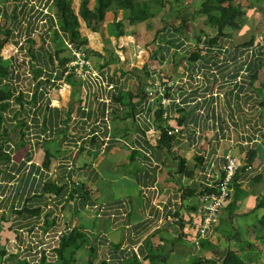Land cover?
Returning <instances> with one entry per match:
<instances>
[{"label":"crops","instance_id":"obj_1","mask_svg":"<svg viewBox=\"0 0 264 264\" xmlns=\"http://www.w3.org/2000/svg\"><path fill=\"white\" fill-rule=\"evenodd\" d=\"M108 14H111L114 18V12H109L105 20H108ZM120 17H122V13L119 14ZM85 35L90 38L89 45H91V49L100 52L104 56L102 59H108L109 53L107 55L104 50L105 41L101 40L99 34L90 31L85 33ZM110 41H114L119 47L123 46L122 48L126 49L136 44L131 33L124 41H117L113 37L110 38ZM238 41H243L241 44L245 42V40L230 39V42L234 43L235 46H240ZM227 44L229 45V42ZM261 44L264 45L263 43ZM115 53L118 54V52ZM247 58L246 55L240 56L238 59L224 55L221 59L227 61H220L219 65L208 68L211 69L212 86L220 97L221 116L218 117L217 114L214 121L208 118L196 126L194 122L190 121L191 116L195 113L194 109L196 105H186V109L180 110V112L182 113V117H186V122L184 121L183 126L186 129L187 136L185 139L178 140L170 148L171 152L168 149L156 152L153 148L155 152L153 160L155 163H158L155 167L148 166L150 165V159L138 149L135 151L137 153L135 161H133L132 150H129L122 141L118 143L111 141L105 148L101 143L91 145L90 142H87L86 148L82 147L81 149L85 151H82L76 158L72 159L73 161L76 160L77 169L74 167L66 173L61 169L62 166L59 165L60 157H53L49 168H46L43 163L45 160L44 153L42 149L40 150L41 156L37 160L41 158V174L39 169L35 172L41 175V179L46 174L45 179L64 186V178H67L68 175L72 176L75 183L85 186L87 193L90 194L89 203L97 201L107 203L109 206H111L110 204H114L127 212L126 217L119 216L117 220L109 218L101 220L96 219L93 212H91L92 215L90 216L86 213L87 210L84 207L85 199L75 201L74 204L69 200V204L64 206V211L66 209L70 211V215L68 217L65 215L64 218L67 227L81 226L82 231L88 235L91 239V245L94 247L100 241L95 264L104 258L108 259L110 254L112 257L115 256L113 255L114 251H112L113 244L120 243L125 238L123 230L125 227L123 226L127 218H129L128 221L131 225L129 233L127 231L128 228H126L127 236L131 234V241L128 244L130 249L121 251V253L128 259L129 257H134L133 252H139L143 264H222L226 255L229 252H234L243 264H264V81L259 82V77L258 80L253 82L252 77H250L253 72L247 71V65L240 64L241 62H248ZM92 59L94 61V57ZM221 63L227 68L224 73L219 70ZM128 67L133 68V66ZM183 67H187L186 62L180 68ZM263 70L264 66L260 69L259 75H261ZM134 72L136 73L135 69ZM248 77L251 79L247 80ZM222 78L230 80V86L221 81ZM108 80L119 84L117 92L113 95V99L109 105L111 109L109 117L111 122H118L120 127L115 126L116 130L119 131L115 133L112 130V132L116 136L122 137L126 130L127 138L132 139L130 130L135 131V118L132 116L123 121V119L120 120L115 117L114 113L119 114L120 112L122 114L126 110L124 103L118 99L121 93L128 94L129 98V93L131 94V92L127 91V89L131 88L130 85H134L137 79L132 77L131 72L120 76L111 70ZM256 82L258 83L257 86L255 85ZM261 83H263L262 89ZM137 86L136 84L131 98L128 99L131 102L130 109L132 111L139 110L141 105V94L138 96L135 93ZM228 89L232 92L229 96L227 94ZM242 89L241 97H239L238 90ZM65 92L66 95L65 93L63 94L64 99L68 100L65 96L68 95L69 91L66 90ZM194 95H205V93H194ZM257 101L263 102L258 103ZM248 103L251 104L248 105L249 107L247 106ZM250 108L251 110H249ZM104 110L105 108H102V111ZM53 113H58V111L55 110ZM93 115H95V111ZM146 115L152 120L156 119L151 110H147ZM172 119L174 120L175 118ZM208 126L214 129L215 132L211 133L208 130L204 131L202 135L196 132L197 129L208 128ZM194 144H196L195 147ZM141 145H144L148 149L151 148L147 144ZM207 145L210 146L211 153H216L218 158L204 162L201 165L198 160L200 155H198L197 150L200 147H207ZM251 149L255 150L257 154L256 160L252 162L253 172L249 173L242 169L237 174L232 184L233 192L224 203L225 207L223 206L224 208L221 210L217 222L209 229L208 237L201 238L199 235L197 236L203 213L202 198L198 195V191H200V188L201 190L204 189L208 182H210L207 178L210 162H214L212 171L217 172L222 168L223 157L230 152L238 157L242 163H246ZM27 155L30 154L27 153ZM27 155L24 151L20 154V156ZM130 157L132 158V162ZM12 159L13 162L10 165L13 171L23 167L24 163L20 159L16 160L14 157ZM180 160L186 161L193 171L180 172L178 168ZM108 172L116 176L118 182L113 183L110 181L104 187V183L107 181L104 174ZM8 178H10L9 176L7 180H10ZM24 184L21 187L9 188L4 186L0 187V189H5L8 193L11 191L12 193L7 195V199L13 201L20 197V193L24 191ZM151 186H156L158 191H150L149 188ZM182 189L185 191L192 189L196 191V194L190 197L180 196V191H183ZM2 190H0L1 194L4 193ZM100 190H103L104 193ZM65 195L68 194H64L60 198H63ZM80 195L82 196V194ZM102 195L105 196L104 199ZM2 203L0 202L1 206L3 205ZM49 203L48 199H41V206L43 208L47 207ZM158 203H167V205L158 208ZM7 204H9L8 201L4 203V205ZM172 205H176V215L180 217L177 226H168L162 221L171 213L170 207ZM76 214H80L82 218L91 217V225L84 226L76 222L73 219ZM84 214L87 216H84ZM148 215L152 216L151 221L155 225L163 226L164 228L157 227L154 224H144L142 221ZM1 218L3 217H0V221H2ZM33 223L29 217L22 215L15 223L17 224L15 229L13 228L12 231H7V233L0 230L1 245L4 244L2 240L4 235V237L12 239L19 234L21 229H25ZM2 228L4 229V227ZM115 234H117V238L113 237ZM150 240L153 244V249L156 252L161 250L163 254V257L160 260L156 259L155 263L152 259H145L149 253L145 245ZM223 242H226L228 246L224 247ZM86 249L84 247L79 253L86 254ZM0 256L2 258V255ZM11 258L10 256L4 260L3 258L2 260L0 259V264H19V256H16L13 260Z\"/></svg>","mask_w":264,"mask_h":264},{"label":"trees","instance_id":"obj_2","mask_svg":"<svg viewBox=\"0 0 264 264\" xmlns=\"http://www.w3.org/2000/svg\"><path fill=\"white\" fill-rule=\"evenodd\" d=\"M76 1L79 2L77 9ZM180 1L182 0H0V17L2 16L1 18L3 19L2 20L0 18V179L2 178L5 179L7 182H11L12 180H15L17 176L18 178L21 177L19 178L21 182L19 187H21V185L23 186L24 180H26L24 184V191L34 193L37 192V203L39 204L36 206V208H33L31 203L22 207V192L19 195L20 197L12 201L13 212L15 214L19 216H30L35 214L40 215V213L43 211L41 206V199L47 200V195L51 193H55L59 197L64 194H68V201H72L73 199H75L76 196H78L80 198V200L78 201H81V199L86 200V202L83 201L84 207H86V205L90 201V194L87 193L85 186H83L82 184L75 183L73 181V177L69 175L67 176V178H64V186H60L58 183L45 179L44 176L46 174L43 175V178L41 180L37 179V177L34 176V166L33 168H31V171L28 172L27 175H25V173L23 172L26 163L23 165V167L19 168L18 170L10 171V164L13 162V159L11 157V154L4 153L1 148L3 145L6 144V142L10 141L8 130L9 128L6 127V114L12 111V109L8 108L9 103L7 101L8 99H10L11 94L7 93L8 91H6L5 87L8 84L3 83V80L10 79L12 66L10 65V62L5 61L2 55V51L3 49H5V45L10 42V40L8 41V38L11 37L13 29L16 27L20 31V33H23V30L20 29L22 27L21 21L27 23L28 30L26 31V33L28 34V36H30V44L28 47L29 54H33L32 56L35 59L39 60L38 62L40 63H44V60L50 61H45V64L47 66L49 64L51 65L52 62H55L56 59H58L60 61V64L63 65L67 60H69V55L67 54V41L72 42L77 47L84 46L91 48V45H89L90 38L85 35V33H88L90 31L99 34L102 37L101 40L103 39L105 42L110 41V38L112 37L116 40H121L123 37L127 36L128 28H131L130 32H132V29L136 25H139L141 23H145L147 31H151L154 29V22L156 18L161 13H164L165 9H167V5L171 3L169 10H174L175 13L173 16L178 19L174 23L175 25L171 23V21H169L167 25L168 27L165 25L160 28H156L154 33V40L151 44L152 46L149 42V45L143 46V48L146 53L150 55L153 60H157L159 64L163 65L167 60H169V58H171L172 65L171 67H167L165 71H163L161 68L160 71L151 68H146L142 70L145 73L144 77L146 79L147 77L150 78L152 77V75L157 74H164L166 77L171 78H179L181 76L184 77L187 74L190 77L191 74L201 73L204 77L205 88L207 90H211L213 87V81L211 80L212 76H210L211 69L208 68L210 66L219 65L220 61L225 60L221 59V57L224 55H228L233 59H238L240 58V56L246 55L248 57V62H241L240 64L247 65V71L249 72L250 70L253 72V74L250 75V77H252L253 79V82L258 80L260 77L259 71L264 66V45H262L261 43L257 45L253 44V37L246 40L240 46H235L234 43L230 42V39H234L233 36L239 30H241V21H243L247 14V8H245L243 4L238 0H202L200 7L197 8L196 11H186L180 13L179 6L174 5L175 2ZM188 7H190V4L188 5ZM109 12H114L115 15L113 20L109 22V26L107 28V32L109 33V35L106 38L105 36L103 37L101 33V31L103 30L101 29V24L105 21L107 13ZM120 13H122V17L119 18ZM199 18H203V24L215 30V36L208 37V34L204 30H201L199 32L193 30V33L187 32L188 34L185 32V28H187L188 30L190 26L194 23V21L198 20ZM10 22H13V27L8 26ZM195 27L196 26L194 25V28ZM31 28L32 30H30ZM35 29L38 31V37L41 40V44L37 47H35L36 40L32 37V34L35 33ZM227 42H229V45H227ZM202 43L205 44L206 48L201 47ZM226 46L228 47V49L225 48ZM105 47L106 46H104V49L107 52L108 48ZM36 50H38V52H36ZM90 51H92V49ZM95 54L99 55L100 57L103 56L100 52H95ZM111 57H117V55L111 54ZM184 62H186L187 67L180 68ZM18 63V67L20 69L21 63L19 61ZM224 67L225 66L223 63H221L219 66V70L222 73L227 70V68ZM136 70L138 71V69ZM35 72H39V74H35V76L38 77L41 73V69L35 70ZM115 72L116 75L120 76L130 73L121 72L122 74H120V72L118 71ZM138 72L141 71L139 70ZM131 75L132 77L137 76L140 78V74L132 72ZM250 77H248L247 80H250ZM221 81L227 84V86H230V80H225L224 78H222ZM70 82H72V80H70ZM189 85V88L192 89L193 93L201 94L203 92H207L205 88L198 85H194V83L192 82H190ZM262 87L263 84L261 86V89ZM242 91L243 89L238 90L239 97H241ZM231 93L232 92L230 91V89H228V96L231 95ZM39 95L43 97V93H41V91ZM127 95L128 94L121 93L118 99L122 103H124L126 110L123 111L122 114L120 112L119 114L116 112L114 113L115 117L119 118L120 120L123 119V121L133 116L132 109H130L131 102L128 101V99L131 98L132 94L129 93V98ZM17 100L20 101L21 98H18ZM263 101L257 102L262 103ZM194 112L195 113L193 116H191L190 121L194 122L196 126H198L201 121H205L210 117L212 118V120H214L217 117V114L218 117H220L221 106L218 104H216L215 106H211L209 99H206L201 102V105L196 106ZM37 114L43 115V111L41 109H38L36 115ZM79 114H84V112L79 110ZM48 115L50 117L49 122H51V120L54 118H59V113L51 112L49 114L44 115L43 118L45 121L48 119ZM157 119L158 136H156L154 142H148L146 141V139L144 141L147 142L148 147H151L150 149L152 150L153 154L155 153L154 149L156 152H160L162 151V149H168V151L171 152L170 148L175 145L179 139L168 135L167 129L163 124V119L160 114H158ZM184 121L186 122V117H182L181 112L179 115H175L174 120L172 118L168 119V122L171 125H175V123H177V125H180L181 127L183 126ZM40 122L41 121L39 118H35L34 123L39 124ZM20 123L22 122L19 121L18 124ZM113 124L115 129L114 132L116 133V131L119 130H116L115 126H119V123L114 122ZM171 125L168 126L171 127ZM46 127L47 126L45 125L43 127H39L38 125H36L35 128H37V130H41V133H43L47 130ZM197 130L200 135H202L204 131L208 130L211 133L215 132V130L210 128L209 126L208 128ZM115 133L114 136H116ZM103 134L105 135V133ZM122 136L126 138L128 137L126 136V130ZM36 137L41 139L40 136ZM29 139L32 138L26 137V135H22L21 141L17 145L24 152H26V155L27 153L30 154L25 157L27 160H30L33 155V153L31 154L29 152L28 148H25V146L27 145L33 146L31 140ZM87 142H90L91 145L99 144V142L97 141V136L91 138L90 140H85V142H83L82 144V147L86 148ZM51 143H54V137L53 139L45 140L41 143H36L37 148L40 150L42 149V152L44 153V166L46 168H49V165L52 162V158L60 157L59 161H62V164L60 166H62L61 169L65 173L69 170L71 171V169H69V164H72V168L75 167V169H77L76 160H72L74 158V155L71 153L73 150L69 148H63L61 146V148L65 150L61 153L60 146L57 145V152H51V149L47 148V145ZM138 144L140 143L138 142ZM127 148L129 150L132 149L130 147ZM135 151H137V149H133L131 151L132 157L134 158L133 161H135V156L137 153ZM38 153L41 156V151ZM256 157L257 154L255 150L251 149L249 151V156L247 158L246 163L252 164V162L256 160ZM202 159L203 158L201 156L198 157L200 163L203 162ZM178 168L180 172H187V170L188 172L193 171V169H191L190 166L187 165V162L184 160H180ZM8 176L10 177L8 178L10 180H7ZM203 190H205V188ZM2 192L6 193L5 189H3ZM203 192L204 191H198V195L201 196ZM79 193L82 194V196ZM193 194H196V191L192 189H190L189 191H185V196L190 197ZM30 199L31 197L27 198L26 200ZM94 203L95 201L93 203L91 202V204ZM110 205L111 206L108 205V207L115 206L114 204ZM0 208H2L1 204ZM53 212V210H51V212H48L50 216L46 218V227H48L51 223L55 222V219H53L52 216ZM1 219L3 222L0 221V230L2 231V227H4V219ZM96 219L100 218L96 216ZM128 220L129 218L125 219V225L123 226L125 227L123 229L125 238L120 243L113 244L114 247L112 251H114L113 255L115 256L112 257V255L110 254L108 259L104 258L97 264H143L141 262V254L139 252H133L134 257H129V259L124 257L121 253V251H126L130 249L128 244L131 241V234L128 236L126 234V228H128V233L130 230V222ZM82 230V227L77 225L71 230L64 233L61 238L59 248L56 250L58 260L55 262H48L46 256L43 255V257L41 258V264H78L76 260V255L84 247L87 248L88 252L87 264H95V260L98 257L97 250L99 248L100 241L99 243H96V247L92 246L91 239ZM6 241L7 239L4 240V243H6ZM145 247L147 249V252H149L145 259H152L155 263L156 259L160 260L161 257H163L161 250L159 252H156V250L153 249V244L151 243V240L147 241ZM4 252L5 248L0 245V255H4ZM11 257V260H13L16 256L13 255ZM19 264L29 263L26 260H19ZM222 264H243V262L237 254H235L234 252H229L223 260Z\"/></svg>","mask_w":264,"mask_h":264},{"label":"built area","instance_id":"obj_3","mask_svg":"<svg viewBox=\"0 0 264 264\" xmlns=\"http://www.w3.org/2000/svg\"><path fill=\"white\" fill-rule=\"evenodd\" d=\"M21 23L22 27L20 29L23 30V33H20L16 27L13 29L11 37L8 38L10 42L5 45L2 55L5 61L10 62L12 66L10 79L3 80V83L8 84L5 87L6 91H8L7 93L11 94L10 99L7 101L9 103L8 108L12 109V111L6 114V123L12 126V129H15L19 121H21V127L17 132L20 133L21 137L22 135H26V137L32 138L29 140H31L33 146H25V148L29 149L31 154L33 153L32 158L27 160L25 158L26 156H23V161L26 163L23 172L25 175H27L34 166V176L41 180V161L37 160L40 149L37 148L36 143L53 139V137L62 141L63 148L66 147L73 150L71 153L75 158L82 151L83 142L96 136L97 141L101 143L103 147H107L111 141H115L116 143L122 141L127 147L141 150L150 159V165L148 166L155 167L158 163H155L153 160V152L151 149L145 148L144 145L141 144H147L146 141L154 142V139L158 136V114L162 116L163 124L167 129L168 135L182 140L187 136L186 129L184 126L181 127L177 125V123H175V125L172 124V127L168 119L175 118L176 114L179 115L180 110L186 109V105H201V102L206 99H209L211 106H215L216 104L221 106L219 102L220 97L218 93L215 92L214 87H212L209 92L205 88L204 77L201 73L191 74L190 77L187 74L179 78L166 77L164 74L159 76L152 75V77L147 79L148 84H145L142 88L139 86L136 88L137 91L135 93H137L138 96L141 94L142 100L140 101L141 105L139 110L135 111L133 114V118H135V131L130 130L132 139L123 136V138L114 136L112 130L115 129L109 117L111 112L109 105L111 104L113 95L117 92L119 84L108 80L111 75L109 68L95 65L92 57L88 53L87 47H77L70 41H67V54L69 55V60L63 65L60 64L58 59L48 66L45 64V61H50L44 60V63L38 62L39 60L35 59L32 56L33 54L31 55L28 52L30 44V36L26 33L28 24L23 21H21ZM8 26L13 27V22H10ZM30 30H32V28ZM34 31L35 33L32 34V37L35 38V47H37L41 44V40L38 37V31L36 29ZM38 50H36V52H38ZM18 61L21 63L20 69L18 67ZM39 69H41V73L36 77L35 74H39V72H35V70ZM51 70H55L52 75ZM70 80H72V82H70ZM74 81H76L75 83H79L77 88V93L80 94L78 100L76 97L72 96ZM190 82L205 88L207 90L205 95H194L192 89L189 88ZM136 84L137 83L134 85ZM66 90L69 91L68 95L65 96L68 100H65L63 96L64 93L66 95ZM40 91L43 93V97L39 95ZM127 91H130L132 94L133 89L129 88ZM18 98H21V100L18 101ZM249 104L250 103H248L247 106ZM102 108H105V110L102 111ZM38 109L43 111V115H36ZM54 110L60 111L59 118H54L49 122L50 117L48 115V119L45 121L43 118L44 115ZM79 110L83 111L84 114H79ZM147 110L153 112V115L156 117L155 120L150 119V117L146 115ZM249 110H251V108ZM94 111L95 115H93ZM17 114H19L18 117L16 116ZM78 117H81L82 121V124L79 122V127ZM35 118H39L41 122L39 124L34 123ZM209 119L212 120L211 117ZM36 125L39 127L45 125L47 126V130L41 133V130L35 128ZM168 125H171V127ZM196 132L200 134L198 130H196ZM103 133H105V135ZM36 136H40L41 139ZM9 138L10 141L6 142L1 149L13 156L12 154L15 150L16 142L13 137L9 136ZM145 139L146 141H144ZM138 142L140 144H138ZM195 146L196 144H194V147ZM197 152L198 155L203 158L201 165L204 162H209L210 160H216V158H218L216 153H211L209 145L204 148L200 147ZM223 160L222 168L217 172L212 171L214 162H210L207 172V178L210 182H208L205 190L199 189L200 191H204L201 195L203 203L202 221L197 231V236L199 235L201 238H207L209 229L217 222L224 203L233 192L232 184L237 174L242 169L249 173L253 172L252 164L242 163L238 157L230 152L225 154ZM61 164L62 161H59V165ZM69 165V169H72V164ZM37 169H39L40 174H36L35 171ZM19 178L18 176L16 177L15 187H19L21 183ZM149 190L153 192L158 191L156 186H151ZM11 193L10 191L8 195ZM24 193L23 201L27 199L28 191ZM31 193L36 195L37 192ZM184 193L185 190L180 191V196L184 197ZM47 196L50 203L47 207H42V210L47 212V209L53 207L54 212L52 216L55 222L46 227V221L43 220L38 223L34 222L31 226L21 229L17 236L9 239L5 244L6 256H19L20 260H26L30 264H41L43 255L46 256L48 262H55L58 260L56 250L59 248L61 238L64 233L72 229L71 227H67L64 221V206L69 204L68 195H65L63 198H60L56 194H49ZM78 200H80V198L76 196L71 203L74 204L75 201ZM58 202L62 203L57 204ZM55 203L56 205H54ZM163 205H167V203H158L157 207L161 208ZM85 208L93 212L94 215L100 219L109 218L115 220V218L118 219L119 216L126 217L127 215V212L123 211L122 208L116 205L108 207V204L104 202L95 201L94 204L88 203ZM170 210L171 213L162 221L169 225H177L180 221V217L176 215V205H172ZM151 218V215L147 216V219Z\"/></svg>","mask_w":264,"mask_h":264},{"label":"rangeland","instance_id":"obj_4","mask_svg":"<svg viewBox=\"0 0 264 264\" xmlns=\"http://www.w3.org/2000/svg\"><path fill=\"white\" fill-rule=\"evenodd\" d=\"M239 2H241L243 4V6L245 8H247V14L245 16V18L243 19V21H241L242 24V28L241 30H239L234 36V39L237 40H248L251 37H253V44H259V43H263L264 44V0H238ZM202 0H189V1H180V2H175L174 5H178L180 10L179 12H186V11H196L197 8L200 7ZM190 4V7H188V5ZM79 5V2L76 1V9L78 8L77 6ZM171 3H169V5H167V9H165L164 13H161L155 20L154 22V29L151 31H147L146 29V25L145 23H141L140 26L136 25L133 29L132 32L131 28H128V34L127 36L123 37L121 39V41H124L126 38H128V35L131 33L132 37L135 40V46H130L129 48H120L118 46V44L111 42V41H107L105 42V46L108 48V51L105 53L108 56V59H101L99 58L96 54L93 56L94 57V63L97 66H104L103 64L107 63L109 65H119L122 66L124 70H129L130 69L128 66H133V68H137L138 66H141L146 60H148L149 57H151L150 55H148L146 53V51L144 50L143 46H148L149 42L150 45L152 44V41L154 40V33H155V29L156 28H160L162 26H167L168 22L171 21V23H175L178 19L173 16L175 11L174 10H169ZM113 16L111 14H108V20H105L101 25V29H103L101 31L103 37L107 36V34L109 35V33L107 32V28H108V24L107 22H111L112 21ZM127 24V22H126ZM175 25V24H174ZM194 25L196 26L194 28ZM128 27V25H127ZM168 27V26H167ZM197 28V29H196ZM193 30H196L197 32L204 30L208 35V37H213L216 35V32L214 29L206 26L205 24H203V18H199L198 20L194 21V23L190 26V28L187 30V28H185V32H191L193 33ZM134 31V32H133ZM184 32V33H185ZM188 34V33H187ZM93 36H96L94 34H92ZM100 38H102L99 35ZM107 38V37H106ZM145 40V41H144ZM243 42V41H242ZM238 41L239 45H242L241 43ZM114 43V45H113ZM152 46V45H151ZM105 47V48H106ZM201 47L206 48V46H204L203 44H201ZM105 50V49H104ZM118 52V54H116L115 52ZM111 54H116L117 57H111ZM119 55V57H118ZM152 58V57H151ZM154 65H156L157 67L161 68L163 71L166 70L167 67H171L172 65V60L171 58H169V60H167L163 65L159 64L157 60L154 59ZM131 68V67H130ZM139 71V70H138ZM136 71L137 74H141V72ZM55 72V70H51V75ZM128 72V73H129ZM132 72H134V70H132ZM116 73V72H115ZM144 74V73H143ZM141 74V75H143ZM136 79L138 78L137 76H134ZM149 77H147L148 79ZM264 70L260 75V81L259 82H263L264 81ZM146 78H143L140 83L142 84V87L145 86V84H148ZM263 79V80H262ZM76 81L73 82V96L77 98L79 97V93H77V88L79 86V83H75ZM257 82L255 83V85L257 86ZM263 84V83H261ZM69 85V84H68ZM131 89L135 88V85H130ZM210 90H208L209 92ZM17 117L19 116V114L16 115ZM14 118V116H13ZM79 122L80 124H82L81 121V117H78V127H79ZM6 127H8L9 129V136L13 137L15 139L16 142V148L13 152V157L18 160H24L23 156H20L22 149L20 147H18L17 145L19 144V142L21 141V135L18 131V129L21 127L20 124L17 125V127L15 129H12V126L8 125L6 123ZM153 141V139H152ZM60 146L61 149V153L63 151H65L63 148H61L62 145V141L58 140L57 138H54V143L48 144L47 148L51 149V152H55V150L58 148V146ZM66 148V147H64ZM39 155V153H38ZM40 157V155H39ZM41 161V160H40ZM46 176V175H45ZM44 176V178H45ZM105 179L107 180L104 183V187L108 182H113V183H117V177L114 176L112 173H106L104 174ZM51 181V180H49ZM102 193L103 190H100ZM51 194H55V193H51ZM104 195V194H103ZM102 195V196H103ZM105 198V196H103V199ZM37 204V203H34ZM224 206V205H223ZM225 207V206H224ZM222 207V209L224 208ZM51 210L54 211L53 207L50 209H47V212L42 211L40 213V215L35 214V215H30L29 218L30 220H32L33 222H40L45 220L46 218L49 217V213L51 212ZM226 211V210H225ZM224 212V211H223ZM86 213H88V215H92L91 211L88 210ZM3 214V215H2ZM3 217L4 219V229L3 232L5 231V233H7V231H12V229L15 227H17V224H12L11 220L9 221V218H11L13 216V211H6L5 213L0 211V217ZM65 215L66 217H68L70 215V211L68 209L65 210ZM84 216H87L84 214ZM73 219L80 223L81 225H91L92 223V218L88 217V218H82L80 214H76ZM7 221V222H6ZM95 224V222H94ZM118 227V226H117ZM3 234V233H2ZM5 236V235H4ZM4 240L6 237H4ZM113 237L117 238V234H115ZM4 242V241H3ZM1 245V244H0ZM223 246L226 247L228 246L226 242H223ZM84 252V250H82ZM87 251V249H86ZM86 255H88V252L86 254L83 253H77L76 255V260L77 263L79 264H86L87 263V259L88 257H86ZM85 257V258H84ZM0 259L2 260L1 256ZM85 261V262H84Z\"/></svg>","mask_w":264,"mask_h":264},{"label":"clouds","instance_id":"obj_5","mask_svg":"<svg viewBox=\"0 0 264 264\" xmlns=\"http://www.w3.org/2000/svg\"><path fill=\"white\" fill-rule=\"evenodd\" d=\"M108 25H109V23H107ZM97 34V33H96ZM108 36V35H107ZM113 39H115V38H113ZM116 40V39H115ZM118 41V40H117ZM204 46H205V44L204 43H202ZM228 45V44H227ZM123 46H121L120 48H122ZM227 47V46H226ZM225 47V48H226ZM87 49H88V53H89V55L93 58V56L95 55V52H97V51H95V50H93L92 49V51H90L91 50V48H88L87 47ZM90 49V50H89ZM226 49H228V47L226 48ZM97 53H99V52H97ZM97 55V54H96ZM99 58H103L104 56H102V57H100L99 55H97ZM118 57H119V55H118ZM104 65V67H108L109 68V70L111 71V70H113V71H118V72H125V73H128L129 72V70H124L123 69V67L122 66H119V65H109V64H107V63H105V64H103ZM146 68H151V69H157V70H159L160 71V68L159 67H157L156 65H154V60L151 58V57H149L148 58V60H146L141 66H138L137 68H130L129 67V69H130V72L132 73V70H134L135 69V71H137L136 69H138V70H140L142 73L141 74H143L144 72L142 71V70H144V69H146ZM135 73V72H134ZM159 73V72H158ZM122 74V73H121ZM140 74V78L138 77L137 78V81H136V83L138 84V86L139 87H141L142 88V84L140 83V81L143 79V78H145L144 77V74L143 75H141ZM159 74H157V76H158ZM144 99V98H143ZM60 111L58 110V113H59ZM132 113L134 114L135 113V111H132ZM134 117V116H133ZM127 147V146H126ZM105 148V147H104ZM130 150H133V149H130ZM3 151V150H2ZM4 152V151H3ZM4 153H6V152H4ZM12 158H13V156H11ZM21 162H23L24 164H25V161H23V160H21ZM10 171H12V169L10 170ZM1 181H0V187H4V186H6V187H9V188H11V187H15V181H16V179L15 180H12L11 182H7L5 179H0ZM25 191H23V197H24V193ZM7 193V194H6ZM6 193H3V194H1L0 193V202H3L2 204V208H0V210H2V212H6V211H13V205H12V201H9L8 199H7V195H8V192H6ZM6 195V196H5ZM3 196H5V197H3ZM29 197H31V199L30 200H25V201H23V200H21V206L23 207L24 205H29V203H31L32 204V206H33V208H36V206L38 205V203H37V195H33L31 192H28V194H27V198H29ZM6 201H8V203L9 204H7V205H4V203L6 202ZM34 203H37V204H34ZM4 208H6V209H4ZM88 211V210H87ZM3 215V214H2ZM21 216H19V215H17V214H15L14 212H13V216L11 217V218H9V221L11 220V223L12 224H15L17 221H18V219L20 218ZM24 217H29V216H27V215H24ZM96 217V216H95ZM106 219V218H105ZM105 219H101V220H105ZM115 220H117V218H115ZM152 219H147V218H144V220L142 221L144 224H154L152 221H151ZM7 222V221H6ZM166 224V223H165ZM155 225V224H154ZM166 225H168V226H174V225H169V224H166ZM130 226L131 225H129V228H130ZM155 226H157V227H160V228H162L163 226H158V225H155ZM175 226H177V225H175ZM74 228V227H73ZM164 228V227H163ZM1 237V236H0ZM5 239H7V241L9 240V238H5ZM2 240L4 241V239L2 238ZM7 241H6V243H7ZM6 243H4L2 246L4 247L5 246V244ZM197 244V243H196ZM13 256V255H12ZM10 256H6V251L4 252V255H2V258H3V260L4 259H6V258H9ZM30 264V263H29Z\"/></svg>","mask_w":264,"mask_h":264}]
</instances>
